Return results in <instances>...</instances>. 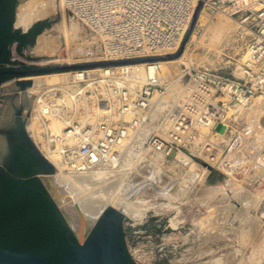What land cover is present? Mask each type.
Segmentation results:
<instances>
[{
	"label": "rangeland",
	"instance_id": "374dc122",
	"mask_svg": "<svg viewBox=\"0 0 264 264\" xmlns=\"http://www.w3.org/2000/svg\"><path fill=\"white\" fill-rule=\"evenodd\" d=\"M55 1L58 3V9L53 18L40 19L35 22L48 21V27L40 34L49 32L50 36L54 38L52 45L55 47V53L47 56H34L31 53V49L36 43V37L32 45L26 46L21 50L19 55L22 63L33 69H51L105 61L101 55L99 40L80 23H78L80 29L77 37L72 38L69 37L70 35H66L68 33L67 30L73 26L75 21L63 12L61 4L59 5V0H53L54 3ZM18 3L19 0H16L15 10ZM219 25L222 27H219ZM13 29L16 30L14 24ZM249 39L250 35L247 29L240 24L238 19L216 12L202 4L179 55L172 59L150 61L155 64L158 62L162 63V70H157V76L161 77L162 83L170 87L160 101L171 105L178 101L180 75L184 66L211 69L223 76H237L236 71L241 66ZM78 42L82 51L83 49L87 50V53L83 51L86 55L84 53L82 55L81 50L78 51V54L73 51ZM81 43H85L88 47H84L85 45ZM12 45L10 48H12ZM177 48L157 55L173 54ZM14 51H16V48H14ZM143 63L109 67L129 80L132 86L140 87L144 85L145 80L141 81L135 77L131 78L127 69L117 68ZM69 72L58 73L67 74ZM52 74L56 73L21 76L2 81L0 83V96L5 98L7 107L14 116L19 109L21 110V118L24 117L25 121L30 117L35 118L36 123L38 121L40 124L37 127L40 132H38V136L41 139H38L39 147H45L47 140L51 139L52 127L47 125L52 126L51 122L57 123L62 117L67 121L72 120V123L85 120L84 127L87 131L90 130L89 141L97 140L102 133L100 130L101 125L105 122L114 123L118 117L116 114H111L109 117L108 114L106 116L103 112L99 114L97 111L98 98L96 97V92H94L96 85H93L92 88H87V92H84V97H76L74 100L69 99L66 93H69V86L64 85L61 87V93L63 98L66 97L68 99L66 105L64 106L58 100V103L61 104L60 107H54L57 109L61 108L58 113L50 111L49 114L41 116L40 112L46 107L39 104L40 108H37L35 103L40 98L44 101H46L45 99L51 101L54 98L52 95L53 91H51L52 88L58 87V84L60 86L61 82H50L42 90H38V93L21 91L14 83L16 80H27L34 77H41L44 81L45 77ZM138 76L141 77L140 75ZM51 83L52 86L50 87ZM173 83L175 85H172ZM84 88L85 85L78 87L81 90ZM97 91L99 92V89ZM156 98L154 97L152 101H155ZM16 99L19 100L17 101ZM108 100L110 101V99ZM256 100L258 99L255 97L252 104L248 106L232 108L229 118L230 128L224 137L215 136L207 129H200L199 138L181 151L182 155L190 160L189 163L184 165L179 163L173 155L170 158H163L154 154L145 144L146 139L151 135L163 137L166 117L163 109L164 105L159 104L151 112L150 121L147 125L128 138L118 167L114 169L100 167L86 172L91 173L96 177L95 180L100 181L110 178L115 172H122L118 176L122 179L121 190L126 192H129L151 174L153 167L155 188L163 190L175 180L163 192L175 197L173 200L180 199L172 201L168 207H162L166 201L155 198L154 194L156 191L149 185L130 198V200H137L143 205V212L147 211L150 213V216L139 224H132L130 221L126 222L125 219L122 221L124 248L134 264H255L252 261L257 263V260L258 263L264 264V253L260 252H264V172H262L264 166L260 164L259 160L260 152L264 145V113L259 119L261 129H257V116L255 114L252 115V111L250 112L248 109L254 105L253 103ZM260 100L263 101V99ZM47 110L49 111L48 108ZM38 114H40V117ZM250 122L254 125L252 123L250 125ZM84 130L82 129L79 134L62 142L58 141V137L62 135L60 132L56 140L53 139L49 145L52 149L57 150L56 154L60 156L61 160V172L64 175H75L72 173L78 172L74 171L70 162L63 161L62 154L59 151L64 150L66 146L78 145L81 141L80 135L82 136L86 133V130ZM247 131H250V134ZM211 159H214V161L212 162ZM235 163H237L236 166L230 169V165ZM211 171H216L219 174V178L213 183L208 182ZM229 171L230 173H228ZM47 177L46 175L38 176L66 223V217L58 207V203L47 184ZM84 186L90 187V185ZM182 189L186 192L185 196V192ZM217 189L218 192L215 197L213 196L210 199L212 191ZM178 191H182L184 197L181 195V197L177 196L176 198ZM243 197H246V199L248 197L251 202L249 203V200H245ZM254 200L257 201L254 203ZM239 201L243 205L241 209H238L241 206ZM243 201H247L248 204L246 205L247 202L244 203ZM160 207L162 208L159 212L156 214L151 213L155 208ZM245 207H247V210ZM211 208H215V210L221 208L219 211L217 210L218 212L215 211L216 215L220 214V216H216L213 213L214 210L209 211ZM206 211L208 213L211 212V215H206ZM235 214L239 215L235 216ZM214 218L215 223L213 222ZM98 220L99 218L95 222ZM212 223L214 224L212 225ZM211 228L218 229L219 232L215 229L212 231ZM253 249H257L256 252H258L257 255L259 257V252L261 253V258H255L257 255H253L256 253ZM262 259L263 262H260Z\"/></svg>",
	"mask_w": 264,
	"mask_h": 264
},
{
	"label": "built area",
	"instance_id": "2783aa9c",
	"mask_svg": "<svg viewBox=\"0 0 264 264\" xmlns=\"http://www.w3.org/2000/svg\"><path fill=\"white\" fill-rule=\"evenodd\" d=\"M199 1L216 12L235 17L247 29L250 39L245 48L240 75L223 76L211 69L184 66L180 75L179 99L171 105L160 101L169 87L159 77L148 76L144 85L136 87L113 69L108 71L103 67L70 71L67 74L74 77L68 79L69 93L65 91L69 99L84 97L86 89L96 85L94 92L98 98L97 110H103L108 117L111 114L118 117L114 123L105 122L101 125L102 133L97 140L89 141V135L84 133L80 135L78 145L66 146L61 150L63 161L70 162L74 171L118 167L128 138L147 125L151 112L159 104L164 105L166 117L163 137L151 135L145 144L154 154L170 158L172 155L176 157L196 141L200 129H207L218 136L220 133L215 128L221 124L225 128L224 133H227L230 128L227 112L234 107L249 105L255 97H264V0ZM59 2L64 13L97 37L103 60L112 61L154 56L175 50L198 0ZM15 45L9 49V61L22 62L20 55L14 51ZM148 63L152 62L143 64ZM76 72H79L78 78L73 75ZM80 85H85V88L78 89ZM53 89L62 92L61 87ZM154 97L157 98L152 101ZM45 100L40 105L47 107L49 112L58 113L61 110L54 108L61 105L58 97L54 96L51 101ZM73 136L61 135L58 141ZM259 158L264 161V145Z\"/></svg>",
	"mask_w": 264,
	"mask_h": 264
},
{
	"label": "bare ground",
	"instance_id": "6f19581e",
	"mask_svg": "<svg viewBox=\"0 0 264 264\" xmlns=\"http://www.w3.org/2000/svg\"><path fill=\"white\" fill-rule=\"evenodd\" d=\"M59 5H60V2H59ZM57 6H58V3H56V1L54 3L53 0H19V3L16 6V10H15L14 27L15 28H20V29L26 30L33 23H35L37 20H40V19L41 20L42 19H51L56 14V11L58 9ZM59 11H60V9H59ZM224 23H226V22H224ZM219 27H222V26L219 25ZM219 27H218V29H220ZM79 29H80V27H79L78 23L75 21V23L73 24V26H71L67 30L68 33L66 35H68V36L70 35L69 37H72V38L73 37H77V34L79 33ZM217 31H219V30H217ZM222 31H223V29H222ZM222 31H220V32H222ZM51 35H52V33H51ZM218 35H220V34L218 33ZM53 39L54 38L50 36L49 32H44V33L40 34L37 37V40H36L35 45L31 49V53L34 56H47V55L54 54L55 53V47L52 45V42L54 41ZM68 39H70V38H68ZM83 39H85V38H83ZM85 43L84 44L81 43V44L85 45ZM78 44H79V42L77 43V46L73 50L77 54H78V51L79 50L82 51V49L79 48L80 46ZM84 47H88V45H85ZM53 48H54V50H53ZM81 51H80V53H81ZM83 51H85V50L83 49ZM83 51L81 53L82 55H83V53L85 54V52L87 53V50L85 52H83ZM244 59H245V55L243 56L242 62L244 61ZM104 69L109 71L111 68L108 66V67H104ZM117 69H127V71L129 72V76L131 78H134L135 77L136 79L138 78L141 81H144L145 78H147L148 76L154 77V78L159 77V76H157V70H160V71L162 70V63L161 62H158V63H156L154 65H153V63L136 64V65H130V66H125V67L122 66V67H119ZM240 69H241V66H239L238 69H237V71H236V75L237 76L240 75ZM78 74H79V72H76L73 75H75L76 78H78L79 77ZM138 75H140L141 77H139ZM69 77L71 78V77H74V76H71L70 74L68 75V74H63V73H56V74H52V75H49V76L45 77L44 78L45 79L44 81H43V78H41V77L28 78L27 81L30 82V86L28 88H26L25 92L26 93H32V92L33 93H36L38 90H42V88L44 86H47V84H50V82H54V81H55V83H56V81H57V83H58V81L61 82L60 86L58 84V87L59 88L60 87H63L64 85L69 86V81H68ZM160 78L161 77H159V79ZM24 80H26V79H24ZM16 81H14V83ZM174 83H176V82H174ZM174 83L172 85H175ZM54 85H56V84H54ZM51 86H52V83H51L50 87ZM56 90L57 89H53L52 90L53 91V95L56 96V97H58L60 103L66 104L68 99L66 97L63 98L62 93L59 92V90H57V91ZM173 93H175V92H173ZM256 98L258 100H256V102L253 103L254 105H252L248 109H249L250 112L252 111L251 112L252 115L255 114L257 116V118H256V126L257 127L256 128L257 129H261L259 119H260V117L264 113V97L258 96ZM40 99L35 103L37 108H40V105L39 104H42V100H40ZM260 99H263V101L260 100ZM252 101H251L250 104H252ZM241 107H243V106H241ZM103 109H106V108H103ZM56 111H57V109H56ZM97 111L99 112V114H102V112H103V110L102 111L101 110H97ZM231 111H232V109H231ZM40 113H41V116L43 114H46L47 115V114H49V111L47 110V107H46ZM38 116L40 117V114H38ZM230 116L231 115H230V111H229V112H227V117L229 118ZM252 117H251V120H252ZM50 122H51V120H50ZM51 123H52V126L51 125H47V126L48 127L49 126L52 127V135H51V139L49 138L47 140V143H46L45 147H39L38 146V139L39 140H41V139L38 136V134L40 132L38 131V128L37 127H39L40 124L38 123V121L36 123V119L35 118L30 117V118L27 119V121H25V129H26V132L29 135L30 139L33 141V143L38 148V150L41 153V155L52 166H54L56 168L57 171L52 176V178H50L51 175L47 177V179H46L47 180V184L50 187V190H51V192H52V194L54 196V199L58 203V207L64 213V215L66 217V220L68 221V223L70 225V228L73 231L78 232L79 229H80V225L82 227V225H84L85 222H89V223L94 222L97 218L100 217V215L105 211V209L108 206L111 207V208H113L114 210L118 211L119 208H120V206H121V204H122V202H123V200H124V198H125V196H126V194L128 192H126L124 190H121V185H122L121 182H122V179L118 175H119V173H122V172H117V173L115 172V173L112 174V176L110 178H108L106 180H103V181L95 180L96 177L94 175H92L91 173H86L89 170H86V171L81 172V173H79V172L78 173H72V174H75V175H69V176L64 175L61 172V165H60L61 160H60V156H58L56 154L57 150L52 149L49 145L51 144V141L53 139L56 140V137L58 136V133H60V132H61L62 135L67 134L68 136L79 134L80 131H81V129L84 127L85 120H81L79 122H73V123H71L70 121H67L66 119H64L62 117V118H60L59 121H57V123L56 122L55 123L54 122H51ZM251 123L252 122H250V125H251ZM85 130H86V128H85ZM86 134L89 135L90 134V130L89 131H86ZM225 134L226 133H222V134H219L218 136L219 137H224ZM59 153H61V151H59ZM175 159L179 163H181L183 165L185 163H189V161H190L189 158H185L182 155L181 152H179L177 154V156L175 157ZM259 160L261 162V163L260 162L259 163L262 166H264V161L262 160V158H259ZM211 161L213 162L214 159H211ZM237 163H239V162H237ZM237 163H235L233 165H230V169H233V167L236 166ZM91 170H93V169H91ZM230 171L228 173H230ZM262 172H264V170H262ZM188 178H187V181H188ZM84 185H87V186L90 185V187H86ZM182 190L184 191V189H182ZM217 192H218V189L217 190H213L212 193H211L212 195H210V199H212L213 196L215 197V195L217 194ZM176 194H177L176 195V198H177V196L181 197V195L183 193H182V191H178ZM185 195H186V192H185L184 196ZM246 195L248 196V194H246ZM154 196H155V198H160V199L166 201L162 207H164V206L165 207H168L172 201H175L177 199H180V198H177V199L173 200L175 197L170 196L166 192H161V193L155 192ZM184 196L182 195V197H184ZM248 197H250V196H248ZM248 197H247V199H248ZM253 197L255 198V196H253ZM243 198H245V200H247L246 197H243ZM252 200H253V198H252ZM255 201H257V200H254V203H255ZM239 202H241V201H239ZM243 202L246 203L247 201L246 202L243 201ZM250 202L251 201L249 200V203ZM247 204H248V202L246 203V205ZM242 206L243 205H242V202H241V206L238 209H241ZM162 207L155 208V210L151 211V213L152 214H156L157 212L160 211V209ZM142 208H143V205L140 202H138L137 200H134L133 201V200L128 199L127 202H126L124 211H123V215L132 224H139V223L143 222L147 217L150 216V213H148L147 211L143 212L142 211L143 210ZM221 208H219V209H221ZM225 208H227V207H225ZM245 208L247 210V207H245ZM219 209H216L215 210V208H211V210H209V209H206V210H209V211H213L214 210L213 213H215V215H216V212L215 211H217V210L219 211ZM228 210H231V209H228ZM206 213H207L206 215H211L210 214L211 212L208 213V211H206ZM237 213H239V212H237ZM240 213H241V211H240ZM242 213H243V211H242ZM212 215L214 216V214H212ZM217 215L220 216V214H217ZM238 215L235 214V216H238ZM216 216H214V217H216ZM213 222L215 223V218H214ZM214 223H212V225ZM216 227H217V225H216ZM211 229H212V231L214 230L213 228H211ZM215 230H217V232H219L218 229H215ZM214 232H211V233H214ZM208 235H210V233H208ZM218 235H219V233H218ZM260 244H261V242H260ZM256 246H257V243H256ZM257 249L256 250L253 249V250L256 252ZM258 251H259V249H258ZM260 252L264 253L263 251H260ZM260 252H259L260 257L257 255L258 252H256L255 254H253L255 256L257 255L256 257L254 256L256 259L258 257L261 258V253ZM263 258H264V255H263ZM253 260H254V258H253ZM252 262H254L255 264H257L258 263V260H257V263H256V261H252ZM260 262H263V259ZM258 264H260V263H258Z\"/></svg>",
	"mask_w": 264,
	"mask_h": 264
},
{
	"label": "trees",
	"instance_id": "16d2710c",
	"mask_svg": "<svg viewBox=\"0 0 264 264\" xmlns=\"http://www.w3.org/2000/svg\"><path fill=\"white\" fill-rule=\"evenodd\" d=\"M15 5L16 0H0V66L9 64V49L13 43L20 54L49 25L48 21L37 22L26 34L14 30ZM6 71L1 81L32 72L24 65L16 71ZM12 161L18 178L0 169V249L44 257L46 264H55L71 250L69 243L75 242V239L72 235L67 237L69 231L65 222L39 178L35 176L38 167L32 156L16 147ZM218 178L219 174L211 171L208 182L213 183ZM130 264H134L131 259Z\"/></svg>",
	"mask_w": 264,
	"mask_h": 264
},
{
	"label": "water",
	"instance_id": "95a60500",
	"mask_svg": "<svg viewBox=\"0 0 264 264\" xmlns=\"http://www.w3.org/2000/svg\"><path fill=\"white\" fill-rule=\"evenodd\" d=\"M202 4L203 2L198 0L197 6L187 26L184 36L180 42V45L177 48L176 52L173 54L103 61V62H95V63H88V64L57 67V68H51V69H33L30 66L22 62L9 61V64L5 66H0V68L6 69V70L12 69L16 71L17 69H20L22 65H24L28 70H32V72H30V74L28 75H21V76H30V75L76 71V70H84V69H92V68L117 66V65H125V64H133V63L150 62V61H158V60L176 58L179 55L186 41V38L192 28V25L199 13V10ZM14 14H15V9H14ZM1 82L2 81L0 79V83ZM15 85L21 91H23V90H26V88L30 86V82L27 80H19V81L17 80L15 82ZM16 113L20 114L21 116V110L18 109ZM14 117L15 116L11 113V111L7 107L5 98L3 96H0V129L8 128L9 127L8 125L13 124ZM15 130H16L15 136L18 140L17 142L18 146L23 147L24 151L29 153L36 162L38 171L35 176L38 177L39 175H46V176L53 175L57 170L41 155L36 145L30 139L25 129V118L24 117L19 120ZM224 130L225 128L221 124H218L215 128V131L220 134L224 133ZM5 147L6 146L4 142V137L0 133V162L2 160V156L6 152ZM7 165H8V162H5V164L1 163L0 169L5 170L7 168ZM173 182H175V180H173L171 183ZM170 184H168V186ZM147 185H149L153 190H155L158 193L163 192L168 187L167 186L163 190H160L154 187V167H153L151 174H149L146 178H144L140 183H138L134 188H132L126 194L118 211L108 206L105 209L104 213L100 215L99 220H102L108 213L116 216L118 219L117 220L118 222L115 224L113 230L109 234V237L104 241L91 242L86 239L88 232L94 227V225L99 220L97 222L94 221L92 223L85 222V224L82 225V227L80 225V229L78 232L73 231L70 228L68 221L65 223L66 228L69 231L67 234V237L74 235V237L76 238L78 242L76 246V259L75 261H72L69 264H127L125 260V252L120 249L119 243L117 240L119 226H120V223H122L124 219L126 222H129V220L123 215V211H124L127 200L132 198L139 192H141ZM71 245H74V244L71 243ZM123 246H124V243H123ZM0 264H46V261L44 257H33L29 254H18V253L0 249Z\"/></svg>",
	"mask_w": 264,
	"mask_h": 264
},
{
	"label": "flooded vegetation",
	"instance_id": "af4514ba",
	"mask_svg": "<svg viewBox=\"0 0 264 264\" xmlns=\"http://www.w3.org/2000/svg\"><path fill=\"white\" fill-rule=\"evenodd\" d=\"M6 70H2L0 69V79L1 77L4 75V73H6ZM18 111V110H17ZM21 119L20 114L15 113V117H14V122L13 124L8 125V128H4V129H0V133L1 135L4 137V142H5V148H6V152L5 154L2 156V160L0 162V164H5V162H8L7 168L5 169V172H10L12 176L15 177H19L18 172L15 170L14 166H13V152H14V148H22L18 146L17 142V138L15 136L16 133V126L19 122V120ZM24 150V149H23ZM25 152V151H24ZM27 153V152H25ZM117 217L108 213L102 220H99L94 227L88 232L86 239L91 241V242H100V241H104L109 237V234L111 233V231L113 230L115 224L118 222L117 221ZM74 237V235H72ZM122 236H123V232H122V223H120L119 226V231L117 234V240L119 243V247L121 250H123L125 252V260L127 262V264H130V259L128 258V255L124 249L123 243H122ZM70 237V236H69ZM75 242H70V247L71 250L64 256L63 259H59L57 260V262L55 264H69L72 261H75L76 259V246L78 244L76 238L74 237ZM74 244V245H71Z\"/></svg>",
	"mask_w": 264,
	"mask_h": 264
},
{
	"label": "crops",
	"instance_id": "0c3cea01",
	"mask_svg": "<svg viewBox=\"0 0 264 264\" xmlns=\"http://www.w3.org/2000/svg\"><path fill=\"white\" fill-rule=\"evenodd\" d=\"M34 24H35V23H33V24H32L30 27H28L26 30H23V29H20V28H16V30H20L22 34H26V33L31 29V27H32ZM44 29H45V28H44ZM44 29H43V30H44ZM14 30H15V29H14ZM43 30H42V31H43ZM39 35H40V34H39ZM39 35H38V36H39ZM38 36H37V37H38Z\"/></svg>",
	"mask_w": 264,
	"mask_h": 264
}]
</instances>
